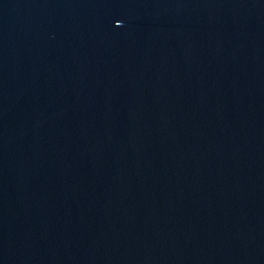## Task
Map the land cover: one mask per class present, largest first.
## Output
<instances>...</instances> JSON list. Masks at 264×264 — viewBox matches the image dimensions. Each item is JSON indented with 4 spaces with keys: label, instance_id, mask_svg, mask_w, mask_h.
I'll return each mask as SVG.
<instances>
[{
    "label": "water",
    "instance_id": "water-1",
    "mask_svg": "<svg viewBox=\"0 0 264 264\" xmlns=\"http://www.w3.org/2000/svg\"><path fill=\"white\" fill-rule=\"evenodd\" d=\"M0 264H264V0H0Z\"/></svg>",
    "mask_w": 264,
    "mask_h": 264
}]
</instances>
